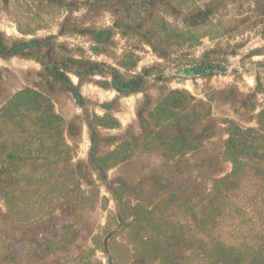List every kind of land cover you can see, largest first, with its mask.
Masks as SVG:
<instances>
[{"label": "rangeland", "instance_id": "1", "mask_svg": "<svg viewBox=\"0 0 264 264\" xmlns=\"http://www.w3.org/2000/svg\"><path fill=\"white\" fill-rule=\"evenodd\" d=\"M0 264H264V0H0Z\"/></svg>", "mask_w": 264, "mask_h": 264}]
</instances>
